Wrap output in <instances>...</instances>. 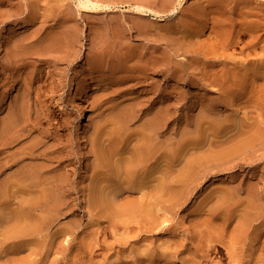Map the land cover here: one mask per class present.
Here are the masks:
<instances>
[{
  "label": "rangeland",
  "instance_id": "rangeland-1",
  "mask_svg": "<svg viewBox=\"0 0 264 264\" xmlns=\"http://www.w3.org/2000/svg\"><path fill=\"white\" fill-rule=\"evenodd\" d=\"M11 1L15 3L18 2L17 4L21 6V11L19 10V12H16V9L10 7L9 4H6L7 6L2 5L3 2L12 3ZM100 1H105V4L112 3L111 5H113L115 8L110 11L108 9H105L99 13H92L85 7L82 6V8L79 5V3H81L80 0H36L39 5L38 3L36 4L35 0H22V2L21 0H3L2 3H0L1 6H3H0L1 15L5 13L7 15V17H5L6 15H2L3 17L2 19H0L2 22L6 21L5 23H2L0 21V138L6 135L3 134V136H1L4 129H6L5 125H7L10 121L15 120L14 123L19 128H21L22 126H26L28 128V130L27 128L25 129L26 135H24L23 137L24 140L23 138H21L20 140V142H22L23 144L20 143L18 144V146L20 147L21 145H24L26 147H30L37 145V147L40 148V152H36V156L35 158H33L34 160L28 159L25 161V163L32 162L44 165L52 164L54 166L55 162H52L49 158L53 157V155H56V153H58L59 151V148H61L62 150L63 147L67 149H64L65 151L69 150V152L71 153V160L75 161V163L69 161L71 164L66 161L60 166L59 164H55L56 167L52 166V170L56 171L54 175L60 173H62L61 175H63V173L66 175L68 172H73L74 176L71 177L72 181L74 180V184L72 182L73 188H71V191H69L70 195L72 196L70 197V202L72 205L71 211L66 217H63L58 221H61L59 224L58 222L56 223L53 228V233L55 230L58 231L59 228L62 229L61 227H65V230H71L70 233L73 235H70L69 233V236L68 234H66L62 237H58L59 239L57 238L56 240H54L53 246L52 248H50V254H48L49 256H47L48 258L46 257L42 261L41 255L39 257L35 256L37 257V263L35 264H38L40 260L42 261V264H230L225 256H222V254H220L218 250L217 252L215 250H212V248V252L210 251V256H208V258H203L201 256L202 253L198 251V248H202V243L205 246V243L207 242H205L204 239L203 241L200 238L202 235L198 234H200L202 230H205L206 227H204L203 229H201L200 227L196 228L195 224H197V221L204 222L207 218L208 198L212 194L216 193L218 189L220 190L223 187L226 189L228 187L226 190H231V187L234 188L235 185L237 187V190L242 186H244V188L242 187L243 189H246V187H250L249 184L253 186L252 183H257V185L254 184L256 185L255 187L260 191H264V160H260L261 158H259L262 157L264 159V138H261V140L259 139L260 142H257L258 144L256 143L255 147L254 145L243 147L235 155L236 162L234 163H240L239 161H241L245 164L243 163L242 165L237 166V168L226 170L228 162L221 161L219 163L220 167H223V171L221 170L222 172L215 175L214 178L212 177L208 180H204L202 183L199 182L200 184H198L197 186H195L197 183H194L195 185L192 184L190 191H187L186 193L188 195L185 194L186 198H182L183 201H185V199L187 198L188 199L183 202L182 206L180 205V210H177V208L176 210H172L169 209V207H166L169 210L164 209L166 211L163 210L164 212L162 211L160 216L157 217L155 215H152L151 219L149 218V222H152V224L145 223L143 224L144 226H141L137 225L135 222L132 223V221L130 220L131 223L128 226L129 228L127 229L123 224H119L118 221L117 225H119L117 227H113V229L110 227L111 225H114V223H116V220H120L122 223L123 220L121 219L125 216L124 215L122 217V215L126 212L122 214L119 213L123 211V209H119V212L118 209H116L117 207H115V209L112 211L115 214V210H117L116 213H118V215L122 218H118L119 216L117 214V218L115 217V215L110 219L108 218V221H105L104 218L101 219L95 216L91 217L90 210L88 208V201L86 200L88 199V197L86 195H88L87 193L89 192V189L92 185L91 177H93L92 173L94 171H92L93 169L90 166L93 165L92 160L94 161V155L92 154L94 153H92L93 148H91L92 146L90 145V142L92 140H89L92 139V137L96 136L98 128L99 130L102 128L106 131H110L113 128L118 115L120 113H126L127 111L124 110L127 108L128 112L131 110L130 113L134 109V111L137 112L138 116L140 117L141 115L148 116L149 114L151 115L154 112L157 113L160 111L159 109H161L162 111L166 110L165 108H168L167 104H169L168 101L171 98V93L175 95L174 96L172 94L173 97H176L174 98V100L177 101L173 102H176L179 105H177V107H180L178 109L177 115L182 126L177 119V122H174L167 131L168 134H171L173 125L177 124L176 128H178V133H180L181 129H183L181 131L182 133L187 131L193 134L196 138L203 137L202 134L195 129L196 122H198L196 121V119L199 120L200 117L198 116H202V113H204H201V111L206 110V108H202V106L207 107V110L212 109L215 112L216 110L214 108H216L217 110L220 109V113L217 111V113L211 116L212 119L216 121L220 120L222 122L221 124H223L228 117H232L233 119H244L243 117H246L247 114L246 111L248 110L247 112H249L250 110L243 108L244 104H246L244 103V101L246 102V100H249V95L251 96V93L255 92L254 89L256 90L255 93L257 95L253 93V99H255V97H257L259 100L262 98L264 91H262L261 93V90H264V80L257 81L254 85V81L256 80L252 75L253 77L250 76L249 80L246 81L248 78V76H246L245 74L246 68L253 69L256 66L253 64L250 65L248 62H246V65H241L239 63L241 60L244 61V57L247 55L245 54V52L242 53V51L245 49V51H247L246 53H249V51L252 53L255 50L248 46V42H251L252 39H249V36L239 37L237 31L238 28L241 29L252 27L254 29H251L257 35H260L258 40H263L260 44H264V0H186L183 6H180L181 0ZM45 3L48 4L50 8L52 7L53 10V13H50V18L47 19L50 21H47L48 23H46L44 22L45 18L42 17L39 21H36L37 24L35 26H32V30L36 31L41 27V31L45 32V36L48 33L60 34L61 32L63 33V31L66 32L69 27L71 28L75 25H78L79 29L81 28L80 32L83 36L80 43H78V45H80L78 47V45L76 44L77 49L74 48L72 50H68V53L73 50L75 51V53L74 51V54L71 52L72 54H70L72 56L70 57H68L70 54L67 53V59L65 56L66 54H63L67 51L63 49L62 51L64 52L60 53V55L62 56L63 54L65 56H62L63 59L65 58L64 60H62L61 58L60 61V51H56L59 55H57L56 57L59 59L56 62L55 57H50L52 55L56 56V52H53L51 53V55L48 54L50 56L47 57L48 59L53 61L52 63L51 61L49 62V64L51 63L50 65L43 64V62L41 61V57L39 59L38 57H33L32 59H28V61L34 63L32 64L29 62V71H26V73H19L21 71L18 72L17 69L16 71L15 69H13L15 71L14 72L11 69L12 65L10 63L12 62V59H10L11 56L9 55V52L11 50V47L14 46V43H16L15 41L19 38V34L22 35V31L25 30L21 28V19L26 15L29 17V14L30 16H32L35 14V12H38L40 10L43 12L45 8H47L48 10L49 7H45ZM31 4L33 5V8ZM22 5L23 7H27L23 9ZM52 5H58V13ZM61 7H63L64 9L61 10ZM141 7L143 9L145 8L144 10L146 11V13L145 11L140 10L142 9ZM176 8H179V14L173 15L172 11ZM14 9L15 13L13 14ZM22 9L24 10L23 12ZM25 9H29V11H26ZM63 10L64 12H61ZM139 10L142 12H140ZM11 13L13 14V16L17 15L18 13L19 15H17V19L15 16L13 17ZM54 13L59 15L57 16ZM156 14L161 15L162 17H158ZM60 15L61 18L59 17ZM62 16H64L65 19H62ZM223 16L225 19L228 18L229 22L231 20V25L228 21L227 22L229 24L226 23V25H229L230 29H233V33L236 31L234 35H237H233V41L234 43H236L234 44L233 48L235 49V51H233V46H231V48L228 47V49H224V51L226 50V53H224V51L222 52L226 54V56L229 53L232 54V52L233 54L237 52L236 55L238 56L244 54L242 56H239L244 59H237L238 57L236 58V60L239 61L237 65L231 63V61L229 63V59H227V57L230 54L227 57L225 56L226 60L224 58L223 61L224 63L227 62L228 65L225 64L224 68L223 61H221L222 63L218 62V60H221V57L217 56L218 58H220H216V56H214L215 54L209 50V48L213 47V43L216 42L214 45L217 44V40H213L214 38L216 39L217 36V33L215 32V30L213 31V29L218 28L216 26L219 24V22L220 24L225 23L223 21ZM18 18H20V20ZM245 18L247 19L245 20ZM218 19H222L223 22ZM16 20H18L19 22ZM41 20H43V24L41 23ZM215 21L219 22L216 23ZM252 22L256 25H253ZM42 25L45 29L48 26L46 31L45 29L42 30ZM233 26L237 28L235 29ZM255 27L257 28V30ZM213 32H215V34ZM238 38L242 39H240V43L238 42ZM234 39H237L238 41ZM256 39L254 40V42L258 41ZM235 41H237L238 43ZM187 44H190L191 48H193L192 46H196V53L193 49L190 48V46H186ZM244 44H246L247 46L245 45L244 47ZM260 44L258 46L259 49ZM208 45L209 47H207ZM235 45L237 47H235ZM168 46H171V50L170 48H168ZM176 47H178L179 49H176ZM242 47H244V49ZM186 48L189 49L187 50L189 51V54L187 55V52L185 51ZM190 49L193 50L192 54H190ZM259 49L257 50L259 51ZM261 49L263 50L264 47ZM209 52H211V54H209ZM262 52L264 51H261L260 53L262 54ZM8 55L10 56V58ZM252 55L253 57H255L254 54ZM145 56H149V58ZM171 56H174V61L177 60V63L179 61L182 68H184L183 70H186L184 71V74L182 73L178 77V81L172 80V77L169 76L170 72L167 74L163 72L153 73L155 72V70H153V72L149 70L146 72V74H141L140 71H136L137 69H139V67H141V65H144L146 62H150L151 60L153 61L157 57L161 59ZM253 57H249V59ZM140 58L144 59V61L141 60L140 62ZM9 61L11 62L9 63ZM174 61L173 63L176 64V62ZM124 62L125 65H128L127 67L124 65ZM7 65H10L11 68L7 67L6 71L5 67ZM234 65L236 67H234ZM238 65L242 67L237 68ZM132 66H134V69H132ZM248 66L252 68H249ZM124 67L128 69H125ZM41 68L43 72L40 70ZM123 68L126 71L124 70L123 72ZM129 69H131L132 71L135 70V73H133L134 71L132 72ZM241 69L245 72H243ZM35 70L37 71V74L35 73ZM39 70L42 73L39 72ZM119 70L122 71L120 72ZM137 72L141 74L142 78L145 76L143 79H145L146 81H140V79H138L139 74ZM15 73H19L18 75H21V77H17ZM32 73L34 74L32 75ZM127 73L129 74L128 76H133V80L129 78L127 82L126 80L124 82V80L122 79V75L125 76L126 74L127 76ZM29 74L33 76L32 79ZM133 74L135 75V79ZM235 74L237 75L234 77ZM37 75L39 77H37ZM215 75L217 76V78ZM244 76L246 78H244ZM39 78L41 80H39ZM120 79H122L123 82ZM212 79H214L213 81H216L218 86L215 82L214 84L211 83ZM207 80L209 81V83ZM248 82L250 83V85ZM258 82L261 86L258 85ZM173 83L175 85H173ZM252 83L254 87L256 86L255 88H253ZM231 84H234L233 87ZM247 84L249 85V87H244L245 85L248 86ZM224 87H226L227 89L225 90ZM218 90L224 92L218 93ZM244 94L246 95V97H244ZM241 95L243 99L240 98ZM255 100L257 101V99ZM208 106L211 107V109H209ZM212 106L215 107L212 108ZM132 107L133 109H130ZM139 110L140 112L142 110L141 114H139ZM256 110L259 111V108ZM256 110L254 111L255 115ZM258 111V115L256 116H260L259 114L262 115V113L260 111L259 113ZM83 112H85V114L87 115L86 130L83 135H81V140L78 141V120L81 118V114ZM39 118H41V120ZM139 119L137 118L136 121L133 122L134 124L131 126V129L136 128L141 123V120L143 118L141 120ZM237 122L240 121L237 120ZM262 122V124H264V120ZM227 123L229 124V122H226L227 127L231 126L227 125ZM262 124L261 126L263 127L264 125ZM12 128L15 129L14 127ZM224 128L222 127L223 132L225 131ZM232 128L230 131L231 133L228 132L230 134L226 133L228 136H231L233 131ZM224 134L225 133H223L222 135ZM214 136L215 135H213V138H211L212 136L209 138H211L212 141H215L213 140L216 139V137ZM246 136L244 138H246ZM163 138H161V140H163ZM212 141L210 140V142ZM225 144L226 145H223L221 147H217L218 145L215 144L212 147L216 146L217 148H212L213 152H227L230 147H228L229 144ZM230 144L233 145L232 143ZM2 146L3 145L0 144V149H5V147L7 148V146ZM17 148L18 147H16V149ZM200 153L201 151L196 155H199ZM71 156L76 159L72 158ZM15 157L18 158L17 160L24 159L21 151H19V153H17ZM242 159H245V161L249 159L252 162L250 164V161L245 162L242 161ZM87 166H89L91 169L89 170ZM13 170L14 169L8 170V172H10V175L11 173L13 174ZM5 177L7 178L8 176L4 175L3 178H0V183L4 181ZM249 181L251 182L249 183ZM238 186L240 187L238 188ZM236 187L234 188L235 190ZM55 192L57 193L58 191L55 190ZM212 196H216V194ZM240 196L243 198V196H245V193H240ZM137 197L138 196L134 198L138 199ZM132 201H134V199ZM130 204L134 205L135 203L132 202ZM122 206H124L125 208L127 207V210L129 209L128 207H130L131 209L130 205L122 204ZM122 206H120V208ZM96 218L100 220H97ZM211 220L214 226L217 227L219 225V221L217 222V218H211ZM111 222H113V224H111ZM71 224L72 226L75 225V228L73 226V229L77 228V231L73 230L70 227ZM1 226L3 225L1 224ZM1 226L0 229L4 228V226ZM233 226L229 227V232L233 231H231L232 228L234 229ZM106 228H109V233L108 231H105L107 230ZM72 231H75V233H72ZM59 232L63 231L60 230ZM64 232L66 233V231ZM75 236L77 237L74 239ZM104 237H106L107 240V243H105V245L107 244L108 246H104V244H102L105 241ZM65 239L69 240L70 242ZM96 241H98V244ZM62 242L63 244H61ZM99 243L101 244V248L99 247ZM148 244H152L150 247L153 248L151 249ZM209 244L212 245L211 243ZM209 244L207 243V245ZM62 245H64L63 248ZM65 245L68 248L66 247V249H64ZM143 245L145 247H143ZM146 245L149 247L148 249L151 250H148ZM216 245H219L218 242L216 243ZM243 246L244 245L241 246V251H245V255L241 264H253L248 257L249 253L251 252L250 244L246 245L244 247V250L242 248ZM90 247L92 248V252L89 249ZM102 247H104L103 250ZM223 248L226 250L224 246ZM88 249L90 250V252ZM262 251L261 253L263 254L264 252ZM88 253L91 254L93 260L91 257H89L90 255H87ZM23 254L24 256L22 254L21 256L29 257L28 250H26V252H24ZM35 257L33 256L32 258ZM32 258L28 259V264H34V262H32ZM23 260L26 261L25 258ZM6 261L7 258L1 259L0 264L10 263L8 261L7 263ZM20 261L13 262L14 264H22V259Z\"/></svg>",
  "mask_w": 264,
  "mask_h": 264
},
{
  "label": "bare ground",
  "instance_id": "bare-ground-1",
  "mask_svg": "<svg viewBox=\"0 0 264 264\" xmlns=\"http://www.w3.org/2000/svg\"><path fill=\"white\" fill-rule=\"evenodd\" d=\"M2 1L3 0H1L0 3H2ZM31 1H33V0H31ZM80 1H81V3H79V5L81 7L82 6L85 7L86 9L91 11L92 13H99L105 9H108L110 11V10L115 8L113 5H111L112 3L111 4H109V3L105 4V1H102V2L100 0H80ZM185 1L186 0H181L180 6H183ZM21 2H22V0H21ZM35 2H36V0H35ZM13 3H15V2H12V3H10V2L4 3L3 2L2 5L7 6L6 4H9L10 7H13L16 9V12L17 11L19 12L21 6L19 4H17L18 2H16L15 4H13ZM37 3L38 2H36V4ZM38 5H39V3H38ZM0 6H1V4H0ZM31 6L33 8L32 4H31ZM46 6L49 7L48 10H47V8H45V10L43 12L40 10L38 12H35V14L33 12L34 15H32V16H30V14H29V17L26 15L27 18H26V16L24 18L22 17L21 22H20V23H22L21 28H23L25 30L22 31L23 32L22 35L19 34L20 36L16 41L14 40L16 43H14V46L12 45L13 47H11V50L9 52V55L11 56V58L8 55L9 58L12 59V62L9 61V63L11 62L10 64L12 65V68L10 67V65L9 66L7 65L5 67L6 71H7V67H10L12 70L15 69V71H16V69H17L18 72L21 71L19 73H22V72L26 73V71H29L28 70L29 64L32 63L31 61H28V59H32L33 57L34 58L38 57V59H39L41 57V61L43 62V64L48 65L50 61H51V63L53 62L52 60L47 58L51 55V53L56 52V51L57 52L60 51L59 52V55H60V53L64 52V51H62L64 49L67 52H64L63 54L64 55L66 54L65 56L67 59L68 50H72L74 48L77 49L76 46L78 45V43H80V41L83 37L81 35V32H80L81 28L79 29L78 25H75L71 28L69 27L68 30L66 29L67 30L66 32L63 31V33L61 32L60 34L48 33L45 36H44L45 32L41 31V27H40V29H38L36 31L32 30V26H35L37 24L36 21H39L40 18L44 17L45 18L44 22H46V23H48L50 21L47 19L50 18V16H51L50 13H53V10H52V7L50 8V6L48 4H46L45 7ZM52 6L54 7V9L57 12V8H58L57 6L58 5H52ZM1 7H3V6H1ZM22 7H23V5H22ZM25 7H27V6H25ZM25 7H23V9ZM142 7H144V6H142ZM15 9H14L13 14L15 13ZM23 9H22V12L24 11ZM62 9H64V8L61 7V10ZM144 9L142 8L140 10L145 11ZM25 10L29 11V9L28 10L25 9ZM38 10H39V8H38ZM30 11H31V9H30ZM142 11H140V12H142ZM61 12H64V10ZM145 13H146V11H145ZM172 13H173V15L179 14V8H176L175 10H173ZM13 14L11 13L12 16H13ZM2 15L4 16V15H6V13L2 14ZM2 15L0 13V19H2V17H3ZM17 15H19V14L17 13ZM17 15H14L16 17V19H17ZM55 15H57V14H55ZM157 16L162 17L161 15H157ZM224 16H223V18H224ZM5 17H7V15ZM52 17H54V16H52ZM59 17L61 18V15ZM62 17H63L62 19H65L64 16H62ZM6 19H8V18H6ZM18 19L20 20V18H18ZM162 19H164V18H162ZM162 19H160V20H162ZM246 19L247 18H245V20ZM53 20H56V19H53ZM218 20L222 21V19H218ZM228 20H229L228 18L227 19L224 18L223 21L225 23H221V24H225V25H221L219 21H217V22L215 21L216 23L219 22V24L216 26V27H218L217 29L216 28L213 29V31L215 30V32L217 33V36L215 35L216 39L215 38L213 39V40H217V44L214 45L216 42L213 43L212 44L213 47L210 45L212 48H209V50L215 54V55L214 54L213 55L216 56V58H218L217 56L221 57V60H218V62L223 61L224 58L226 60V57L230 54V53L228 54V52H227L228 55L226 56V54H224V53H226L225 52L226 50L224 51V49H228V47L231 48V46H233L232 47V49H233L234 44H236L233 41V35L236 31L234 30L235 32L233 33V29H230V26L226 25V23L229 22ZM10 21H14V20H10ZM16 21H18V20H16ZM42 21L43 20H41V23L43 24ZM5 22H2V23H5ZM7 22H9V21H7ZM76 22H78V21H76ZM230 22H231V20H230ZM252 24H253V22H252ZM258 24H260V23H258ZM230 25H231V23H230ZM248 25H250V24H248ZM19 26H20V24H19ZM259 26H261V25H259ZM44 27H45V25H44ZM47 27H46V29H47ZM239 27H240V25H239ZM242 27H243V25H242ZM248 27H250V26H248ZM234 28L236 29L237 27H234ZM251 28L252 27H250V28L246 27V28H241V29L238 28L237 34L239 35V37L249 36L250 37L249 39H252L251 42H248L249 43L248 46L250 48L254 49L255 51H253L252 53L250 51H249V53H246L247 51H245L244 47L247 44V42H246V44H244V47H242L244 50L241 48L243 50L242 53L245 52V54L248 55V56L246 55L247 57L246 56L244 57L245 60L249 59V57H253L252 54H254L255 57H253L249 60H246V61L241 60L239 62L236 60V58L238 57L237 59H240L242 57H239V56H242L244 54H241L238 56V55H236L237 52L235 54H233V52H232V54L229 55L230 57L228 56L227 59H229V63L231 61V63H234L235 65H237L238 62L241 65H246V62H248L250 65H252V64L255 65L256 67L253 69L246 68V73H245L246 76H248L246 81H248L250 76H252V75L255 77V80H256V81H254V85H255V82L260 81V80H264V52H262V54L260 53L261 51H264V49L263 50L261 49L264 47V44H260V43H262L261 41H263V40H261V39L258 40L260 35H257L252 30L254 28H252V29ZM43 29H45V28H43V25H42V30ZM46 29H45V31H46ZM63 29H64V27H63ZM256 30H257V28H256ZM259 30H261V29H259ZM215 32H213V33L215 34ZM236 35H234V36H236ZM256 37H257V39H256ZM240 39L238 38L239 41L237 39H234V40H237L240 43L242 40V39L241 40ZM249 39H248V41H249ZM255 39L258 41L254 42ZM173 41H171V42H173ZM237 41H235V42H237ZM170 44H172V43H170ZM190 44H187L186 46L189 47ZM259 44H260L261 50L258 48ZM79 45H78V47H79ZM170 47L168 46V48H170ZM178 47H176V49H179ZM192 47L193 48H191V46H190V48L193 49L194 52L196 53V48H195L196 46L195 47L192 46ZM207 47H209V45ZM235 47H237V46L235 45ZM187 48L185 50L187 52L186 55L189 54V51H187L189 49H187ZM166 49H167V47H166ZM221 49H223V50H221ZM252 49H250V50H252ZM257 49H259V51ZM170 50H171V48H170ZM175 50H174V52H175ZM193 50H191L190 54L193 53ZM73 51H71V52L73 53ZM156 51H153V52H156ZM222 51H224V53ZM233 51H235V49H233ZM57 52L55 53L56 56L52 55L50 57L56 58L58 55ZM71 52H69L68 54H70ZM172 52H173V50H172ZM74 53H75V51H74ZM48 54H50V55H48ZM63 54H62V56L65 57ZM71 54L68 57L72 56ZM173 54H171V55H173ZM209 54H211V52H209ZM235 55H236V57H235ZM62 56L60 55V61H61V58H62V60L65 59V58L63 59ZM145 57H147V56H145ZM173 57L171 56V57H166V58H161V59H159L157 57L155 60H153V61L151 60L150 62H146L144 65H141V67H139V69H137L136 71H140L141 74H146V72L149 70H151V72H153V70H155V72H153V73H156V72L162 73L163 72V73L167 74L170 72L169 76L172 77V80L178 81L177 80L178 77L182 73L184 74V71H186V70H183L184 68H182L179 61L177 63L176 62L177 60L174 61ZM147 58H149V56ZM152 58H153V56H152ZM244 58H242V59H244ZM175 59H177V58H175ZM57 60H59V59L56 58L55 62ZM141 60L144 61V59L140 58L139 61L141 62ZM172 60L174 62H176V64L173 63ZM223 63H224V61H223ZM32 64H34V63H32ZM184 64H182V65H184ZM225 64L228 65L227 62H225L223 64V68H224ZM249 64H247V65H249ZM124 65H125V62H124ZM235 65H234V67H236ZM239 65L237 68L242 67ZM125 66L127 67L128 65H125ZM133 67L134 66H132V69H134ZM226 67H225V69H226ZM234 67H232V68H234ZM124 68H123V72L125 69H128V68H125V69ZM136 68H137V65H136ZM249 68H252V67H249ZM40 70L42 71V68ZM40 70H39V72H41ZM129 70H131V69H129ZM133 71L132 72L135 73V70H133ZM243 72H245V71H243ZM19 73H17V74L15 73V74L17 75V77L19 76V78H20L21 75H18ZM28 73H27V76H28ZM35 73L37 74V71ZM33 74L34 73H32V75ZM141 74H139L138 79H140V81H143V80L146 81L145 79H143L145 76L143 75L144 77L142 78ZM112 75H113V73H112ZM128 75H129L128 73H127V76H126V74H125V76L122 75L123 76L122 79L124 80V82H125V80L127 82V80H129V78L133 80V76H131L132 77L131 78ZM236 75L237 74H235L234 77ZM39 76H40V74H39ZM39 76L37 75V77H39ZM30 77L32 79L33 76L30 75ZM13 78H14V76H13ZM213 78H214V76H213ZM216 78H217V76H216ZM244 78H246V77L244 76ZM122 79H120V80L123 82ZM134 79H135V75H134ZM146 79H148V78H146ZM39 80H41V79L39 78ZM213 80L214 79H212V81L210 80L211 83H213V84H214V82L216 83V81H213ZM251 80H252V78H251ZM253 80H254V78H253ZM236 82H237V79H236ZM239 82H240V80H239ZM208 83H209V81H208ZM245 83H247V82H245ZM175 84H176V82H175ZM175 84L173 83V85H175ZM113 85H111V86H113ZM216 85H217V83H216ZM233 85H232V87H233ZM249 85H250V83H249ZM249 85L248 86L243 85V86L249 87ZM252 85H253V83H252ZM254 85H253V88L256 87V86L254 87ZM258 85L261 86L260 83ZM224 88H225V90L227 89L226 87H224ZM260 88H262V87H260ZM220 89H222V88H220ZM254 91L256 92L255 89H254ZM262 91H264V90H261V93H262ZM214 92H216V91H214ZM217 92L223 93L224 91L218 90ZM255 92H253V93H255ZM248 93H246V94H248ZM253 93H251V96L249 95L250 98H248L249 99L248 101L247 100H246V102L244 101V103H246V104H244L243 108L250 109V110H249V112H247L248 110L246 111V113H247L246 117H243L244 119H242V120L237 119V118L233 119L232 117H228L224 121V123L221 124L222 122L220 120L216 121V120L212 119V116H211V115L217 113V111L219 112L220 109L217 110L216 108H214L216 110V112H215L209 106L208 107L211 110H207L208 109L207 107L202 106V108H206V110L202 109L205 111H201V113L202 112H204V113H202V116H200V115L198 116L201 119L200 118H199V120L196 119V121H198V122H196V128H195L197 131H199L202 134L203 137H200V138H196L193 134L187 132L186 130L185 131L187 132V134H186V132L182 133L181 131L183 129H181V131L179 130L180 133H178V128H176L177 124L173 125V129H172L171 134L167 133L170 126L174 122H177L178 109L180 108V107H177L178 104L176 103L177 101L174 100V98H176V97L172 96L173 93H171V95H170L171 98L168 101L169 104H167L168 108H165L166 110H164V111L159 109L160 111L157 113L154 112L155 114L151 111L153 114H151V115L149 114L148 116L141 115V117H140V116H138L137 112L134 111V109H133L134 106H133L132 108H130V109H133V111L131 113H130V111H131L130 109H129L130 111L128 112V110H127L128 108L125 110L123 109L124 111H127L126 113H120V112H119L120 114L118 113L119 115H118V117L114 123L113 128L110 131H106L102 128L99 130V128H98V130L96 132V136L92 137V139L89 140V141L92 140L90 142V145L92 146L91 148H93L92 153H94V154H92V155H94V161L92 160V162H93L92 166L93 167L90 166L93 169L92 171H94L92 173L93 177H91L92 178L91 179L92 185L89 189V192L87 193L88 195H86L88 197V199H86V200L88 201V208L90 210L91 217L95 216V217H99L101 219L104 218V220L106 221L108 218L110 219L113 216H115L116 214L118 215V213H116L117 210H115V214H114V212H112L115 209V207H117L116 209H118V211H119V209H123V211H124V212L119 211L120 212L119 214H122L125 212L126 213L122 215V217L125 215L123 218L120 217L119 215H118L119 217L117 215L115 216L116 218L117 217L122 218L121 220H123V221L121 223L120 220H116L115 221L116 223H114V225H111V224H113L114 221L111 222V224H110L111 226L110 225H108V226H110L112 229H113V227H117L119 224H121V225L123 224L124 227L127 229V228H129L128 226L130 225L131 221H132V223L135 222L137 225H141V226H144L143 224H145V223L152 224V222H149V218L151 219L152 215H155L158 217V216H160L161 212L164 209H167L168 207H169V209H172V210H176V208H177V210L178 209L180 210V207L182 206L183 202H185L188 199L187 198V199H185V201H183L184 197L186 195H188L186 193H187V191L188 192L190 191L192 184L195 185L197 183L195 185V186H197L198 184H200L199 182L202 183L204 180H208L212 177L214 178L215 175L222 172L223 167H220L219 162H221V161L228 162L226 170L237 168V166L242 165L244 162L242 163L241 161H239L240 163H238V162L234 163V162H236L235 161V158H236L235 155L243 147H246L249 145L250 146L254 145V147H255L256 143L260 142L259 139L261 140V138H264V126L263 127L261 126V124L263 123L262 121L264 120L263 119V117H264L263 116L264 115L263 114L264 113V93H263L262 98L260 100L257 97H255V99H257V101L259 100L258 102L255 99H253L254 98V97H252ZM242 95L240 97L241 99H243ZM220 96H221V93H220ZM244 97H246L245 94H244ZM260 97H261V95H260ZM179 100H180V98H179ZM173 101H176V102H173ZM213 107H215V106H212V108ZM258 108H259V111L262 113V115L259 114L260 116H256V115H258V113H257L258 110H256ZM123 110H122V112H123ZM255 110H256V115L254 114ZM141 112H142V110H141ZM141 112L139 110V114H141ZM143 114H144V112H143ZM261 116H263V117H261ZM139 117H140V119H139ZM137 118L139 120H141L143 118L142 119L143 121L141 120V123L139 121L140 124L136 128L132 127L133 129H131V126L134 124L133 122H135ZM260 118L263 120H261ZM39 119L41 120V118H39ZM237 120L240 122H237ZM86 121H87V115L85 114V112H83L81 114V118L78 120V132H79L78 141L81 140V138H82L81 135H83V133L86 130ZM178 121H179V119H178ZM14 122H15V120L14 121L12 120V121L8 122L7 125H5L6 129H4L1 136H3V134L4 135L6 134V135L3 136L2 138H0L1 139L0 144L3 145L2 147L7 146V148L5 147V149H0V178H3L4 175L8 176L7 178L6 177L4 178L3 182L1 181L3 184L0 183V226H1V224L4 226V228L0 229V236H1L0 237V260L7 258V261L11 263L13 261H20L22 259L23 263L25 262L24 264H26V261L28 264V259L32 258L33 256L39 257L41 255L42 256L41 260L43 261L47 256H49L48 254H50V251H51L50 248H52L54 240H56L58 237H62L63 235H66V234H68V236H69V233L71 232V230L67 231L68 229L65 230L66 229L65 227H61L62 229L59 228L58 231L55 230L53 233V230H54L53 228L61 218L66 217L69 214V212L71 211L72 205L70 202V200H71L70 197H72V196L70 195L69 191H71V188H73L72 185L74 184V182H73L74 180L72 181V179H71V177L73 176V172H71V173L68 172L66 175L64 173H63V175H61L62 173L54 175V173L56 171L52 170V166H53L52 164L51 165H44V164L32 163V162H30V163L26 162L25 163V161L28 159L34 160L33 158H35L36 152L37 153L40 152L39 151L40 148H38L37 145L36 146H30V147H26L24 145L23 146L21 145L19 147L18 144L22 143V142H20V140H21V138L24 137V135H26L25 129L27 127L22 126L21 128H19L18 126L15 125ZM226 122H229V124L227 123V125H231V126L227 127ZM40 123H41V121H40ZM179 123H180V121H179ZM187 125H190V124H187ZM262 125H264V124H262ZM181 126H182V124H181ZM12 127H14L15 129H13ZM222 127L223 128L226 127V128H224V130H225L224 132L222 131ZM231 128L233 130L232 134H231V136H228L227 134L231 133L230 132ZM27 130H28V128H27ZM5 132H7V133H5ZM222 132L225 134L227 133V134L222 135L223 134ZM228 132H230V133H228ZM182 134H185V135H182ZM212 134L215 135L214 137H216V139H213L215 141H212V139H211V138H213ZM246 135H248V136H246ZM245 136H246V138H244ZM209 137H211V138H209ZM242 137H243V139H242ZM161 138H163V140H161ZM23 140H24V138H23ZM210 140L212 142H210ZM106 143H108V144H106ZM225 143H227V145L229 144L228 147H230L227 152H221V151H218L216 153L213 152L214 148L226 145ZM230 143H232L233 145H231ZM215 144L218 146L212 147ZM207 146L211 147V148H208ZM16 147H18V148L16 149ZM64 149H65L64 147L62 150H61V148H59L58 153H56V155H53V157H50L49 159H51L52 162H55L56 165L59 164V166L62 165L63 163H65L66 161H68V163H70L72 161L70 158L71 153L69 152V150L65 151L67 149H65V150ZM208 149H211L212 151L208 150ZM19 151H21L23 154V158H24L23 160H17L18 158L15 157V155L17 153H19ZM72 151H73V149H72ZM200 151H201V153L199 155H196ZM215 151H217V150H215ZM90 154H91V152H90ZM72 155H73V153H72ZM72 158H74V157H72ZM259 158H261L260 160H264L262 157H259ZM74 159H76V158H74ZM73 161H72V163H75V161L74 162ZM242 161H245V159L244 160L242 159ZM247 161L249 162L250 160L248 159ZM247 161H245V162H247ZM251 162L252 161H250V164H251ZM55 164H54V166L56 167ZM259 165H260V162H259ZM59 166H57V167H59ZM65 167H63V168H65ZM87 167L89 170L91 169L89 166H87ZM9 169H14V170L16 169V170H15V172L13 170V174L11 173V175H10L9 174L10 172H8ZM224 170H225V168H224ZM7 172H8V174H7ZM72 182H73V184H72ZM250 182L251 181H249V183ZM238 184H240V183H238ZM254 184L257 185V183H252V185L254 186L253 187V186H251V184H249L250 187L249 188L246 187V189H243L244 186H242V184H241V186L243 188L238 186V188L240 187V189H238V190H237V187L235 184H233V185H235L236 190L234 189L235 187L234 188L231 187L232 188L231 190L230 189L226 190L228 187L226 189L223 187L220 190L218 189L216 193L212 194V195L216 194V196L211 195L212 197L210 196L208 198L207 212L209 214L207 213V218L205 219L204 222H198L197 221L196 222L197 224H195L196 228L200 227L201 229H203L204 227H206V229L202 230L201 233L198 235H202L200 237L202 240L204 239L205 242H207L208 244L209 243L212 244V245H210V244L207 245V243H205V246H204V244L202 243L203 247L201 246L202 248H198V251H200V253H202L201 256L203 258H208V256H210L209 253H210L211 248H212V250H215L216 252L218 250V252L220 254H222V256H225L230 264H241L243 262L244 255H245V251H241V246L244 245L242 247L244 250L245 249L244 247L246 245L250 244L251 252L249 253L248 257H249L251 263H253V264L254 263L255 264H264V257H262V256H264V253L263 254L261 253L262 250H263L262 252H264V191L263 190L260 191L258 188L255 187L256 185H254ZM55 190L58 191L57 192L58 194L55 192ZM239 192L240 193L244 192L246 197L243 196V198H242L240 196ZM136 196H138L137 197L138 199L134 198ZM132 198L134 199V201H132L133 200ZM181 200H182V203H181ZM131 201L134 202L135 204L134 205L130 204V203H132ZM122 204L123 205H125V204L130 205V206L132 205L131 209H130V207H128L129 209L127 210L126 209L127 207L125 208L124 206H122ZM120 206H122L124 208H122V207L120 208ZM169 209H167V210H169ZM164 211H166V210H164ZM211 218H213V219L217 218V222L219 221V225H218L219 227L218 226L216 227L213 225ZM135 219H137L139 222ZM97 220H100V219H97ZM117 221L119 222L118 225H117V223H118ZM60 222H58V224ZM233 223H234V226H233ZM100 224H101V222H100ZM115 224H116V226H115ZM3 226H1V227H3ZM73 226L75 228V225H73ZM73 226H72V224L70 225V227L72 229H73ZM226 226H228V227H226ZM230 226L234 227V229L232 227H231L232 229L230 228L231 231L233 230L232 232H229ZM70 227H69V229H70ZM211 228H213V229H211ZM106 229L107 230H105V229L104 230L108 231L109 228H106ZM114 229H116V228H114ZM208 229H210L211 231ZM60 230L63 232H59ZM73 230L77 231V228L73 229ZM64 231H66V233ZM75 231H72V233H75ZM109 231H108V233H109ZM214 232L216 235L214 234ZM104 234H105V232H104ZM70 235H73V234L70 233ZM107 235H105V236H107ZM76 237L77 236H75L74 239ZM64 238H68V237H64ZM104 239H105V241L102 244H104V246H108L107 244L105 245V243H107L106 237H104ZM201 239H200V241H201ZM65 240H67V239H65ZM65 240H64V243H65ZM67 241H69V240H67ZM96 242L98 244V241H96ZM96 242H95V244H96ZM214 242H215V244H214ZM217 242L219 245H216ZM61 244H63V242ZM220 244L223 245L226 248V250ZM151 245L152 244H148L149 247ZM238 245H239V247H238ZM63 246L64 245H62V248H63ZM100 246H101V244L99 245V247ZM148 246L146 245L147 249L149 248ZM66 247L67 246L65 245L64 249H66ZM97 247H98V245H97ZM143 247H145V246L143 245ZM89 249L91 250L92 248L90 247ZM103 249H104V247H102V250ZM151 249H148V250H151ZM26 250L29 251V257H27V256L23 257L24 256L23 253L26 252ZM90 250H89V252H90ZM259 251H260V253H259ZM91 252H92V250H91ZM242 252H244V253H242ZM93 253H94V251H93ZM21 254L23 256H21ZM87 255H90L89 257H91L93 260V257L91 256L90 253H88ZM37 257H35L36 259L32 258L33 259L32 262H34V264L37 263ZM252 257H253V259H252ZM24 258L26 259V261L23 260ZM38 259H40V258H38ZM41 260L39 263L42 264ZM15 263H17V262H15ZM11 264H14V262Z\"/></svg>",
  "mask_w": 264,
  "mask_h": 264
}]
</instances>
